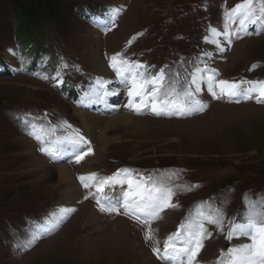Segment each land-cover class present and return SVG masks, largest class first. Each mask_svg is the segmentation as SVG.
<instances>
[{
  "label": "rangeland",
  "instance_id": "374dc122",
  "mask_svg": "<svg viewBox=\"0 0 264 264\" xmlns=\"http://www.w3.org/2000/svg\"><path fill=\"white\" fill-rule=\"evenodd\" d=\"M241 3L248 7L233 12ZM220 39L229 40L222 56ZM48 40L39 55V47L22 46L10 6L0 0V264H239L227 251L244 237L237 225H247L249 235L264 227V0H66ZM95 51L125 89L124 63L146 65L133 69L146 81V102L206 105L185 115L133 111L149 121L113 131L119 140L92 162L106 186L131 178L145 196L170 191L172 206L158 215L143 204L126 208L120 189L112 197L95 192L83 171L76 179L84 191L72 205L60 182L58 165L94 151L79 137L72 108L104 105L94 104L109 90L93 70ZM198 69L206 95L195 92ZM209 76L214 91L224 79L239 95L214 98ZM121 98L110 95L104 114L123 110ZM181 120L192 123L173 124ZM75 142L80 148L62 162L70 149L59 146ZM37 155L49 162L45 172ZM201 224L203 247L192 261ZM169 240L174 249L165 247Z\"/></svg>",
  "mask_w": 264,
  "mask_h": 264
},
{
  "label": "bare ground",
  "instance_id": "6f19581e",
  "mask_svg": "<svg viewBox=\"0 0 264 264\" xmlns=\"http://www.w3.org/2000/svg\"><path fill=\"white\" fill-rule=\"evenodd\" d=\"M97 33L98 32H96V34ZM214 35L216 36V33ZM229 40H231V36ZM228 42L226 40H221L220 43L216 45V52H218L219 56L223 55L226 49V44ZM221 49L223 50L221 51ZM92 63H93V70L97 75H99L102 78L103 85L104 83H106L107 86L109 87L107 94L103 96L104 99H99V100L95 99L94 102L96 100L97 101L94 104L97 106L101 104L102 106L103 104L104 105L106 104V101L108 102L110 95H112L113 100L114 98H119L121 96L123 102L122 104L123 107L121 108H123V110L118 111V113L112 117L104 114V110L110 109L113 106V102H110V100H109L110 106L103 105V107L102 108L100 107V109H98V107H95L94 105H91L89 110H84L81 109L80 107L78 108L77 106L73 107L72 109L74 111L77 120L80 123V127L82 130L81 134H79V137L81 139L82 138L85 139L87 147H90V150L94 148V151L91 152L89 155L87 154L86 156L83 157L82 160L78 161L77 163H74L73 165L67 163H61L56 167V170L59 173L60 182L66 185V194L68 195L67 199L70 200L72 205H74V203H79V200L81 199L82 196L81 194L84 191V186L78 183L76 179L77 178L76 173L78 171H83L81 174L86 176V180H88L91 183L90 187L93 188L95 192L102 193L104 197H112L114 194L113 190L120 189L118 194L123 195V198L121 199L122 200L121 203L128 204L134 198H138V197H129L130 192H134L137 190V184H134L132 186L129 185L128 183L122 184L121 182H116V183H112L110 186H106V184H104V182L101 180L102 179L101 177H100L101 179H98L100 173L94 172L95 169H93L92 162L95 159L105 156L106 153L109 151V145L119 140L117 138H112L110 136L113 131H116L119 127H123V126H132V128H136V129L138 127L139 129L142 128L149 120L146 117L138 118L136 117V115L132 114L134 110L132 109V107L129 106L130 104H132V101L129 100L127 89L123 88V85L117 84L115 80L116 79L115 75H113V70L109 67L108 63L105 61L100 51L94 52ZM204 82H205V76L200 70L198 71L197 83L201 88V91L203 92H204ZM244 90H242V92H247L246 89ZM237 91L239 92L240 89L238 88ZM203 94L206 95V92H204ZM107 112H109V110ZM216 114H217L216 117L219 118V116L222 115L223 112L218 111L216 112ZM162 123L168 124L169 122L162 121ZM180 123L189 126V124L191 125L192 122L190 123V121L181 120V121H176L173 124H180ZM77 146L78 145L76 142L74 144L64 143L60 145L59 147H62L63 150L68 148L70 149L69 152H66L61 157L62 159H64V161L63 160L61 161L62 162H66V160L68 161V159L71 157L72 152L78 150L77 148H80ZM32 150L34 151L36 149L33 148ZM36 151L38 152V150ZM37 156H38L37 168L40 171L45 172L48 168L49 162L47 161V159L40 157V155ZM41 158L43 160H41ZM122 185L123 188H121ZM140 188L141 187L139 186V190L143 192ZM84 208L83 209L86 211L87 210L86 207ZM100 208H101L100 206L99 207L96 206L95 208L93 207L95 213L94 217H98V214L100 213ZM238 230L239 228H237V231ZM111 243L114 244L113 240H111ZM244 243H251V240H249V238L244 236L242 237V242L240 245ZM240 245L238 247H240ZM241 263L242 262L239 261V264Z\"/></svg>",
  "mask_w": 264,
  "mask_h": 264
},
{
  "label": "snow or ice",
  "instance_id": "6c2138e0",
  "mask_svg": "<svg viewBox=\"0 0 264 264\" xmlns=\"http://www.w3.org/2000/svg\"><path fill=\"white\" fill-rule=\"evenodd\" d=\"M248 5L241 3L237 4L235 8L233 9V12H238L241 9L247 8ZM255 23V20L252 21ZM241 24H243V21H241ZM223 49H221L222 51ZM146 65L140 64L139 62L131 63V62H125L123 67L121 68L122 73L129 74L130 79L128 80L129 87L127 88L128 97L129 100L132 101V104L129 106L132 107L134 111L137 113L142 111V108L148 107L150 108V111L156 115H185L189 114L194 111H202L206 105L202 103L200 100H195L192 105L185 106L184 104H178L176 102H172L171 104L166 102H157L154 98L150 100V102H146L144 100V97L148 95L145 91V84L146 81L142 78H138L141 76V73L134 72L133 69H139L144 68ZM197 71H200L199 69ZM163 73V69H161V75ZM213 79L214 77L209 76L208 77V92L210 95H212L214 98L219 99L221 96H227L230 99L232 97H236L239 95L237 89L238 85L235 83H231L228 80H219L217 84L218 91H214L213 89ZM152 82H155V79H153ZM193 83H196V80H193ZM201 91V88L199 85L196 86L195 92L199 93ZM191 95V93H190ZM152 97H155V93L151 94ZM260 96L264 97V90H261ZM137 98H140L139 101H137ZM251 97L248 95L244 96L245 100L250 99ZM237 102H239L237 100ZM125 173H128V170H125ZM127 183L129 185L136 184V181L129 178L127 180ZM156 192L160 193L159 197L152 196L151 192L145 196L143 192L139 190V186L137 185V190L134 192L129 193V197H138V199L133 200L132 202L125 204L126 208H133L139 204L144 205V210L154 208L155 214L158 215V210L161 209L162 206L164 207H171L170 204V197L172 193L168 191L166 194L161 189L157 188L155 189ZM165 195L169 199H165ZM147 200V203H141L142 201ZM162 202V204H161ZM208 223L217 224L219 226L218 220H209ZM248 227L247 225H237V228H239V235L240 236H247L251 243H244L240 245L238 248H229L227 251L229 253V256L234 257L235 259H238L242 262V264H264V227H255V232L251 235H249L248 232L245 231V228ZM206 234V229L201 224L200 225V233L194 237L193 244L194 248H192V251L190 253V259L192 261L195 260L197 255L200 253L202 247H203V239L204 235ZM234 238V232L230 231L227 235L228 240H232ZM238 238V237H237ZM172 241L169 240L166 242L165 247L167 249H174V245L171 243ZM156 251L159 252V248H156Z\"/></svg>",
  "mask_w": 264,
  "mask_h": 264
},
{
  "label": "trees",
  "instance_id": "16d2710c",
  "mask_svg": "<svg viewBox=\"0 0 264 264\" xmlns=\"http://www.w3.org/2000/svg\"><path fill=\"white\" fill-rule=\"evenodd\" d=\"M11 9L17 40L44 53L50 31L60 22L66 0H5Z\"/></svg>",
  "mask_w": 264,
  "mask_h": 264
}]
</instances>
